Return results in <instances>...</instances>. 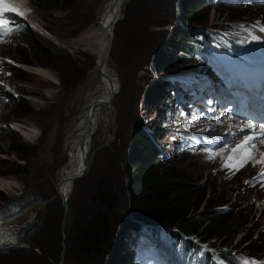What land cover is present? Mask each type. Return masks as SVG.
I'll list each match as a JSON object with an SVG mask.
<instances>
[{
    "label": "rangeland",
    "instance_id": "obj_1",
    "mask_svg": "<svg viewBox=\"0 0 264 264\" xmlns=\"http://www.w3.org/2000/svg\"><path fill=\"white\" fill-rule=\"evenodd\" d=\"M25 2L31 9L25 11L28 25L29 22L35 23L48 35L42 38L40 33L31 31L32 37L26 44L21 27L24 23L5 15L10 21L9 27L18 30L0 33V56H7L10 62L21 66L9 67V71L14 69L13 75L8 76L10 86L4 89L0 85V178L14 184L11 190L0 184V191L7 199L0 204V222L14 232L17 240L16 243L8 241V244L14 242L15 245L1 247L0 264H57L62 256L63 264H99L100 256L89 255L82 259L63 242L67 230L72 227L77 208L80 209L85 202L90 204L88 195L99 177H108L122 195L120 206L109 212L112 231L107 245H111L113 257L118 255L112 263L180 264L168 241H159L146 232L140 233V239L129 234L127 237H134L135 242L130 248L119 243L120 237L114 238L122 229L121 222L127 214L125 171L128 152L132 147L135 149L133 129L138 120L151 126L155 132L156 129L159 131L154 142L170 156V160L162 164L175 169L187 180L186 184H193V197L197 198L195 204L202 201L195 213L204 209L205 201L199 190L205 186L206 197L212 192L226 202L221 204H226L228 211H239L247 220L244 230L231 240L234 248L249 255L264 253V178L260 175L264 171V163H255L264 153V144L257 143L254 159L239 170L234 166L246 152L232 153L233 148L244 143L246 135L252 134L253 130L247 127L249 122L256 125L257 130L258 125L264 124L260 120L257 100L263 94L249 91L239 81H244L242 71L253 73L255 70L264 88V71L261 69L264 67V32L260 31L264 27V0H200L202 6L194 3L208 15V21L205 27H192L198 30L205 45L221 64L214 69L213 63L197 58L173 76L159 75L157 68L153 70L150 65L163 41L174 40L172 52L182 43L175 33L179 25L183 26L177 21V16L184 21V10L191 3L187 2L181 9L175 0L122 2L107 57L109 67L118 78V89L109 99L106 111H102L85 157L86 169L74 180L65 203L60 196L57 197L59 169L67 160L68 131L83 109L86 95L93 92L96 83H89V73L97 66L94 56L89 55L85 46L89 45V28L94 29L97 13L106 0H59L56 6L40 0ZM19 6L22 7L21 4ZM234 8L244 13V20H252L253 23L233 22L239 20L231 17L234 15L231 9ZM227 21L231 22V27L225 31H216L209 26L217 23L222 26ZM203 33L208 37L202 36ZM253 35L259 36L260 40H253ZM23 47H26L24 54L21 53ZM162 49L164 53L169 51L166 46ZM199 72V82H195L193 87L189 85L191 81L185 84L175 80L179 74L184 77ZM205 73L208 79L202 75ZM154 76L162 80L167 78L169 82L156 86L152 98L155 97L153 100H157V104L145 115L149 91L155 86ZM209 90L213 96L210 93L207 94L209 97L206 95ZM15 94L16 97L13 96ZM144 97L146 101L140 108ZM219 101H224L225 108L236 119L232 117L229 123V119L220 117ZM232 120L238 122V128L243 127L237 130L244 129L243 134H231L237 129ZM17 123L18 129H15ZM22 125L32 131L31 137L23 135ZM247 150H251L250 144ZM136 152L130 151L131 154ZM214 153L220 154L215 159H208ZM229 156L233 159L229 160ZM155 157L160 161L158 155ZM225 164L230 166L225 167ZM41 193L48 196L45 202ZM249 234L250 238L244 240ZM22 241L28 243L31 250L10 253V249L19 247ZM66 241L69 243L71 239ZM211 241L220 248L221 238ZM107 248L103 254L108 253ZM122 249L125 251L121 254ZM242 264H251L250 259L244 258Z\"/></svg>",
    "mask_w": 264,
    "mask_h": 264
},
{
    "label": "trees",
    "instance_id": "obj_2",
    "mask_svg": "<svg viewBox=\"0 0 264 264\" xmlns=\"http://www.w3.org/2000/svg\"><path fill=\"white\" fill-rule=\"evenodd\" d=\"M40 1L52 6L59 4V0ZM175 1L177 2L176 6L181 9L187 2L191 3L189 8L185 9L186 11L184 10V22L189 27L194 25L207 26L208 15L195 7V0ZM231 10H233L234 15H231L233 18L240 19L244 15L238 9L234 8ZM177 17H179L177 19H181V16ZM22 30L25 36L24 42L27 44L30 42L32 32L25 25H22ZM175 33L182 40L184 47H186L185 44L188 42L187 32L179 29ZM170 43L171 38L163 41L161 46L167 47ZM162 47H158L157 54L152 58L150 66L153 67V70L157 68L159 73H173L184 67L187 63L184 57L166 55ZM25 49L26 47L22 48V54H24ZM154 82L156 83L155 80ZM143 128L144 126L138 120L133 129L135 149L132 147V150H137V152L136 154H131L130 151L132 150H129L128 165L125 171L128 194L127 214L121 222L122 229L120 231L122 230V232L119 231L116 234L118 236L115 235L114 238H121L130 229L139 230L147 227V225L156 226V233H169L174 252L185 263H191L193 257L202 253L205 264H212V257L207 251H202L194 242L184 238L182 234L187 236L195 235L197 241L206 242L210 247L215 245L211 240L221 238V247L236 250L231 240L240 230L243 231V228L247 225V220L244 219V216L239 211L234 213L233 209L228 211V207L224 206L226 204H221L226 202L214 196L212 192L206 197L207 188L205 186H201L199 190L200 197L205 201L203 204L204 209L195 213L202 201L200 204H195L197 198L193 197L195 193L192 187L193 184H186L187 180L183 179L175 169L162 164L166 158L147 138L146 130H143ZM157 155L160 157V161L155 157ZM197 193L198 190H196ZM40 196L44 202L48 198L43 193ZM57 197L59 198V195ZM89 197L90 204L85 202L80 209L77 208L72 227L70 226L69 231L67 230V236L63 242L69 244L71 252L82 259L88 258L89 255H95L97 257L100 256L99 264H110L113 254L111 245L110 247L107 245L112 231L109 212L120 206L122 195L108 177H99L93 185L90 196L88 195V200ZM4 201H7L6 196L0 191V204ZM226 211L228 212L223 213ZM159 224L164 225V228H158L157 225ZM250 234L244 240L249 239ZM66 239H71V241L68 243ZM65 247L67 248L66 245ZM105 248L108 250L107 254H103ZM112 248L114 250L115 246L112 245ZM29 250H31V246L29 249L17 246L14 249H10V253ZM255 254L254 256L264 255V253ZM220 256L228 264H231L232 261L226 255L220 254Z\"/></svg>",
    "mask_w": 264,
    "mask_h": 264
},
{
    "label": "bare ground",
    "instance_id": "obj_3",
    "mask_svg": "<svg viewBox=\"0 0 264 264\" xmlns=\"http://www.w3.org/2000/svg\"><path fill=\"white\" fill-rule=\"evenodd\" d=\"M112 1L113 0H106L103 7L97 13V16L95 18L96 19V25H95L94 29L89 28V34L87 36V38H89V45L85 46L82 44L83 46H85V50L89 53V55L94 56V58L96 60L95 65L97 67L94 68L95 71L89 73V83H93V81H95L96 83L94 84L93 92L91 94L86 95V98H85L86 103H85L83 109L81 110V112L75 117L73 124L71 125V127L68 131V136H67L68 137V145L67 146H69V151L67 154H65L67 156L66 162L59 169L60 170V172H59L60 177L58 179L65 177V179L69 178V180L71 181L72 177L77 176L76 178H78L80 175L83 174V170L85 169L84 164L86 161L85 157H87L86 156L87 150L90 147L93 135L91 134L89 137L87 135V139L84 143V149L81 150L80 149V142L82 139V135L85 132V130L88 126V123L90 125H92V127H91L93 129L92 133H94L95 127L97 126L100 118L102 117V111L104 109L106 111V109L108 107L107 104L109 103V99L114 94V91L115 90L117 91V89H118L117 88L118 78H117L115 72L109 67L108 60H106V63L104 62V64L101 62L103 54H106V53L109 54L111 47H112V36H113L114 28L111 26L110 21H111V16H112L113 12L109 9V6L111 5ZM16 2L18 4H21V6H22L21 10L22 11H24V9L26 10L27 7L24 4L25 0H16ZM120 9H121V5L119 7H116L115 9H113V11L115 12V14L117 16L120 13ZM5 15H9L15 19L22 20V22L24 21V23L28 25V23L26 22L25 16L21 17L20 15H17L15 13H7ZM28 17H29V15H28ZM29 24H30V25H28L29 28L34 29V31H35V32L33 31L34 33H36V32L40 33L42 38L46 37L48 35L47 32L45 30H43V28H41L39 25L37 26L35 23H31V22H29ZM97 43H98V45H97ZM262 56L264 58V53L262 54ZM262 65L264 66V63ZM261 69L264 70V67L261 66ZM191 74L192 73H190L187 76H191ZM96 75L98 77H96ZM241 77L244 80H246V74H241ZM155 89H157L156 85L154 86V89L149 91L151 93V94H148L149 99L154 96V94H155L154 92H156V91H154ZM90 92H91V89L89 90V93ZM219 105H220V111L222 112V113L219 112L221 118L229 119V123H230V120L232 117L236 119V117H234L232 115L231 111L229 109L225 108L224 101H222ZM241 116H243V115L241 114ZM231 123L233 125L234 123H236V120H232ZM12 124L14 125V123H12ZM17 125H19V124L17 123L14 126V127H16L15 129H18ZM234 126H236L237 129H235L231 134L234 133V135L237 136V135L244 133V131H237L238 129L243 128V127L238 128V126H239L238 122ZM21 129H22L21 132L23 133V135L26 138H29L32 136L31 135L32 131L29 130L28 127H26L25 125H22ZM230 139L232 141L234 140V138H231V137H230ZM255 143L257 144L259 142L256 141ZM261 146H262V144H261ZM262 151H264V150H262ZM259 152H260V150H259ZM258 167H260V166H258ZM60 173H61V175H60ZM69 180H67L66 183L63 184L62 188L61 187L58 188V190L60 192L63 191L64 193L67 194L65 199H68V196H69L68 191L70 190V187H71V182ZM0 184L3 185V187L5 189H8V190H11L12 187L14 186V184L5 181L2 178H0ZM1 224H2V221L0 222V249H1V247L6 248L8 246L10 247L12 245H15V243L17 241V240L15 241L16 235L14 234V232H12V230L9 229L8 226H2ZM11 240L15 241V243L11 242L10 244H8V241H11ZM119 243H121V242H119ZM117 249H118V247H116V250ZM118 252H119V249H118ZM123 253H124V251H123ZM115 255H116V253H115ZM117 256L118 255H116L114 257L116 258ZM114 257H112L110 264H114V263H112V261L115 259ZM63 261H64V257L62 256L61 262L59 261V262H57V264H63Z\"/></svg>",
    "mask_w": 264,
    "mask_h": 264
},
{
    "label": "snow or ice",
    "instance_id": "obj_4",
    "mask_svg": "<svg viewBox=\"0 0 264 264\" xmlns=\"http://www.w3.org/2000/svg\"><path fill=\"white\" fill-rule=\"evenodd\" d=\"M25 11H31V9H26L24 11L21 10L19 4L16 2V0H0V33L2 34H8L15 30L12 27H9L10 21L5 18V14L7 13H15L17 15H20L21 17L25 16ZM261 32H264V27L260 28ZM253 40H260L259 36H252ZM249 129H252V134L246 135L244 137V143L238 144L236 148L232 149V153L236 154L238 151H245L246 154L239 161L238 165H235L236 170H239L240 167L244 166V164L248 163L249 161L253 160L255 157V150L257 149V144L255 143L256 140L259 141L260 144H264V124L259 125V129L257 130L256 125L249 122L247 125ZM241 131H244V129H241ZM251 145V150L248 149V145ZM220 153H214L210 154L208 156V159H215L216 155H219ZM233 159V156H229V160ZM256 164L264 163V153L261 154V159L255 161ZM225 167H229L230 165L225 164ZM255 166V165H253ZM261 177L264 178V171L260 173Z\"/></svg>",
    "mask_w": 264,
    "mask_h": 264
},
{
    "label": "water",
    "instance_id": "obj_5",
    "mask_svg": "<svg viewBox=\"0 0 264 264\" xmlns=\"http://www.w3.org/2000/svg\"><path fill=\"white\" fill-rule=\"evenodd\" d=\"M124 0H113L112 2H111V5L109 6V9L113 12L112 13V16H111V21H110V23H111V26L114 28V26H115V23L117 22V20L120 18V13L118 14V16L115 14V12L113 11V9H115L116 7H119L120 5H122V2H123ZM24 22V21H23ZM31 30H34V29H32L31 28ZM111 38V37H110ZM108 55L109 54H103V56H102V59H101V62L104 64V62L106 63V60H107V57H108ZM89 117V116H88ZM92 127V125H90L89 123H88V126H87V128H86V130H85V132L83 133V135H82V139H81V142H80V149L82 150V149H84V143H85V141H86V139H87V135H88V137L92 134V132H93V129L91 128ZM87 160V159H86ZM87 166V161H85V164H84V168ZM86 169V168H85ZM81 176V175H80ZM79 176V177H80ZM76 177L77 176H75V177H72L71 179V181L69 180V178H66L65 179V177H62L61 179H59V181L57 182V184H56V190H57V193L60 195V198H61V200L63 201V203H65V197H66V193H64L63 191H59L58 190V188L59 187H61L62 188V186H63V184H65L66 183V181L67 180H69L70 182H71V187H70V190L68 191V194H70V192H71V190H72V187H73V183H74V180L76 179ZM65 194V195H64ZM63 226V225H62ZM64 237V236H63ZM19 247L20 248H24V249H29V247H30V245L28 244V243H26V242H24V241H22V242H20L19 243ZM60 262H61V260H60Z\"/></svg>",
    "mask_w": 264,
    "mask_h": 264
}]
</instances>
